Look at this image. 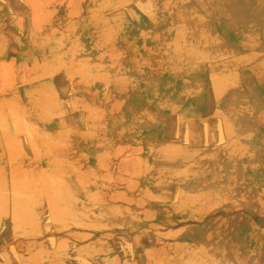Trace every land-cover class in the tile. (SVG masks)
I'll return each instance as SVG.
<instances>
[{
  "label": "rangeland",
  "instance_id": "1",
  "mask_svg": "<svg viewBox=\"0 0 264 264\" xmlns=\"http://www.w3.org/2000/svg\"><path fill=\"white\" fill-rule=\"evenodd\" d=\"M0 264H264V0H0Z\"/></svg>",
  "mask_w": 264,
  "mask_h": 264
},
{
  "label": "bare ground",
  "instance_id": "2",
  "mask_svg": "<svg viewBox=\"0 0 264 264\" xmlns=\"http://www.w3.org/2000/svg\"><path fill=\"white\" fill-rule=\"evenodd\" d=\"M225 11V10H224ZM242 11H244V9H238V6H231V7H229L228 8V12L229 13H231V14H235V18L238 20V19H243L242 18ZM245 20L247 19V18H244ZM243 26V25H242ZM249 31V30H248ZM247 36V35H246ZM248 38H250V37H248ZM251 45V44H250ZM225 59V58H224ZM209 63V62H208ZM211 64V63H210ZM215 64V63H214ZM213 64V65H214ZM217 64V63H216ZM209 65V64H208ZM212 65V66H213ZM211 66V65H210ZM224 66H225V64H224ZM214 67V66H213ZM213 67H212V70H214L213 69ZM208 68L210 69L211 67H209L208 66ZM227 68V67H226ZM211 73V72H210ZM212 75V74H211ZM224 77V76H223ZM215 78V77H214ZM235 78V77H234ZM224 80H226V79H224ZM233 82V81H232ZM212 84V83H211ZM227 84V83H226ZM223 84H221V86H222ZM221 86H219V87H221ZM215 88V87H214ZM218 88V87H217ZM216 88V89H217ZM225 88V87H224ZM220 92V91H219ZM215 93H217V92H215ZM216 97V96H215ZM215 99V98H214ZM228 108V107H227ZM234 118H235V116H234ZM189 124H188V126L189 125H192V124H190L191 122H188ZM7 129V128H6ZM15 132H16V130H15ZM212 141H214V140H212ZM215 142V141H214ZM214 142H212V143H214ZM216 143V142H215ZM169 150V149H168ZM169 152H170V150H169ZM153 153H154V157H156V155H155V151H153ZM168 153V152H167ZM157 158V157H156ZM155 160H157V159H155ZM154 160V161H155ZM157 162V161H156ZM237 165V164H236ZM207 168H203V169H205V170H207V172H204V173H206V176L209 174H215V170H218V171H224V176L223 177H214V178H210L209 180L207 179V183L204 185V186H212L214 183H213V181H215V183L216 182H220V181H223L225 184H228V186H226L227 187V189H229L228 187H230V186H232L233 188H240V189H242L243 187L242 186H238V184H235V181H233L232 179H231V177H228V175H230V174H232L233 173V161L232 160H227V159H222V157L221 156H218L217 157V159H215V160H212V161H210L209 163H208V165L206 166ZM189 174V173H188ZM198 172L196 173L195 172V170L194 171H192L190 174H189V180H190V183H193L194 181H195V178L196 177H198ZM208 175V176H209ZM213 180V181H212ZM165 182H163L165 185H169V184H171V183H173V181H170V182H167L166 180H164ZM174 181H181V180H174ZM215 185V184H214ZM203 187V186H202ZM223 187H225V186H223ZM219 188V187H218ZM185 189V188H184ZM188 189L191 191V189H192V186H190V187H188ZM200 189H204V188H200ZM221 189H225V188H221ZM220 189V190H221ZM187 190V189H186ZM233 191V190H232ZM231 191H229V193H230ZM193 194H196L195 192H193ZM214 194V193H213ZM213 196H215V195H213ZM191 197V196H190ZM191 198H195V195H194V197H191ZM220 198H222V197H220ZM62 208V207H61ZM34 224V223H33Z\"/></svg>",
  "mask_w": 264,
  "mask_h": 264
}]
</instances>
